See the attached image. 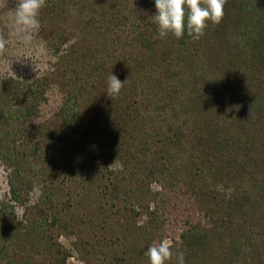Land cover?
<instances>
[{"label": "rangeland", "instance_id": "rangeland-1", "mask_svg": "<svg viewBox=\"0 0 264 264\" xmlns=\"http://www.w3.org/2000/svg\"><path fill=\"white\" fill-rule=\"evenodd\" d=\"M17 2L0 0V264H150L165 238L185 264H264V160L225 159L251 120L264 152V0H227L199 40L159 38L154 0H45L27 43ZM181 79L211 101L188 111ZM234 99L248 119L228 126Z\"/></svg>", "mask_w": 264, "mask_h": 264}, {"label": "clouds", "instance_id": "clouds-1", "mask_svg": "<svg viewBox=\"0 0 264 264\" xmlns=\"http://www.w3.org/2000/svg\"><path fill=\"white\" fill-rule=\"evenodd\" d=\"M156 14L153 20L158 26L159 38L171 34L176 39L184 36L185 32L193 40H199L205 33L209 23L218 25L225 15L227 0H154ZM45 0H18L12 21L15 32L25 42L32 39V34L39 30L38 19ZM8 41L0 35V52L6 48ZM111 74L108 77V97L118 96L125 82ZM172 241L165 238L159 243H153L145 252L150 264H168L176 257V264H185L183 252L172 251Z\"/></svg>", "mask_w": 264, "mask_h": 264}, {"label": "trees", "instance_id": "trees-1", "mask_svg": "<svg viewBox=\"0 0 264 264\" xmlns=\"http://www.w3.org/2000/svg\"><path fill=\"white\" fill-rule=\"evenodd\" d=\"M184 39H189L191 37H189L187 35V33L185 32L184 36L182 37ZM93 71L95 69H92ZM176 87H180L181 91L183 93L184 96L187 97V110L191 111L196 110L195 108V104L200 100H204V101H211L210 96L205 95L204 98L199 95H192L193 93L190 92L188 93L186 90H184L185 87L184 83H183V79H181L179 82H176L175 85ZM178 89V88H177ZM163 93V90H162ZM169 98H172L171 96L167 95ZM241 98V97H240ZM228 99H226L225 101H227ZM219 102H213V105H219ZM227 105V104H226ZM243 105L244 106V100L241 101L240 99H234V102L231 101V104H229L228 106L230 107L229 112H227V114H229V117L231 118L229 125H232V122L234 120H236L239 123L240 118H245L248 119L246 117L245 114H243L242 112L238 114V109L239 107ZM133 106V103L131 104L130 102L127 103L125 105V109H129ZM213 107V106H212ZM238 108V109H237ZM237 109V111L235 110ZM244 115V116H241ZM130 118V116H123ZM176 117V115H175ZM144 118H142L143 120ZM253 119V118H252ZM126 122V119H125ZM256 122L254 120H251L248 124L246 123V125L242 126V129L240 131V125L237 127H234L233 132V138H234V142L229 146V154L228 157H226V167H227V172H229L231 166L234 164L235 167L241 169L244 167V162H246L248 159H250L251 157L254 156V159H257V157L259 158V161L264 160V152L262 151V149L259 147L258 141L257 139L258 136H256V134L258 133L257 130H255L256 127ZM260 132L264 131V128L260 127L258 129ZM201 146H203V144H201ZM204 148V146H203ZM202 149V147H199L198 150ZM223 151H225V148L222 149ZM253 155V156H252ZM208 156V155H207ZM204 157L203 160H201L204 165L207 163V161L209 160V157ZM196 158H200V155ZM207 167V166H206ZM201 172V169L198 168ZM220 173V172H219ZM234 205V204H233Z\"/></svg>", "mask_w": 264, "mask_h": 264}]
</instances>
